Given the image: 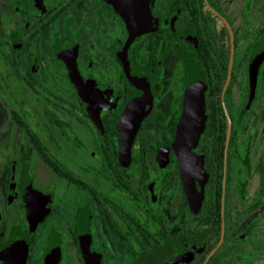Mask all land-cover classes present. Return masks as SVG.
<instances>
[{"label": "flooded vegetation", "instance_id": "obj_1", "mask_svg": "<svg viewBox=\"0 0 264 264\" xmlns=\"http://www.w3.org/2000/svg\"><path fill=\"white\" fill-rule=\"evenodd\" d=\"M150 9L0 0V264H264V0Z\"/></svg>", "mask_w": 264, "mask_h": 264}, {"label": "water", "instance_id": "obj_2", "mask_svg": "<svg viewBox=\"0 0 264 264\" xmlns=\"http://www.w3.org/2000/svg\"><path fill=\"white\" fill-rule=\"evenodd\" d=\"M122 13L130 29L131 37L152 28L153 16L150 9V0H110ZM262 49V51H261ZM264 53V46L257 47L253 52V61L260 60ZM254 73V70H253ZM134 121V119H131ZM139 121L138 119L136 120Z\"/></svg>", "mask_w": 264, "mask_h": 264}]
</instances>
